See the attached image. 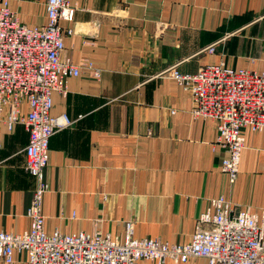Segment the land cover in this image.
Here are the masks:
<instances>
[{
	"label": "crops",
	"instance_id": "0c3cea01",
	"mask_svg": "<svg viewBox=\"0 0 264 264\" xmlns=\"http://www.w3.org/2000/svg\"><path fill=\"white\" fill-rule=\"evenodd\" d=\"M8 2L26 27L46 23V0ZM69 2L76 10L73 22H60L63 57L82 69L53 95V117L72 124L49 141L45 233L124 241L130 230L134 239L177 245L209 228L200 217L220 197L235 213L264 209V132L242 131L231 183L215 124L194 118L189 93L161 76L176 65L184 74L219 64L264 72V0ZM27 143L22 125L0 122V233L30 230L36 181L25 170ZM13 260L25 264L26 256L14 252Z\"/></svg>",
	"mask_w": 264,
	"mask_h": 264
},
{
	"label": "built area",
	"instance_id": "2783aa9c",
	"mask_svg": "<svg viewBox=\"0 0 264 264\" xmlns=\"http://www.w3.org/2000/svg\"><path fill=\"white\" fill-rule=\"evenodd\" d=\"M75 10L69 0H46V23L28 28L8 0H0V122L8 129L17 124L26 129L25 170L36 181L27 210L30 230L23 236L0 233L1 260L13 264L17 252L25 254V264H184L190 259H204L207 264H264V209L235 213L232 203L222 197L200 217V224L209 228H198L186 244L134 239L130 230L124 241L101 233H45L41 202L48 191L44 172L49 141L72 124L66 116L53 117V95H64L68 80L78 77L82 69L63 57L60 22H73ZM71 33L69 29L67 34ZM161 76L189 93L194 118L215 124V145L224 154L220 168L233 183L243 149L242 131L264 132V72L219 64L184 74L176 65Z\"/></svg>",
	"mask_w": 264,
	"mask_h": 264
}]
</instances>
